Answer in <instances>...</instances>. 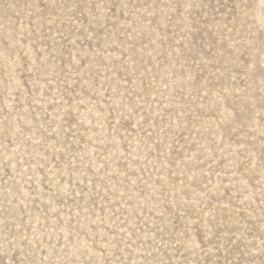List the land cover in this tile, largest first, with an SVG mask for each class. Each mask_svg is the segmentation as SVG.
<instances>
[{
	"label": "rangeland",
	"instance_id": "374dc122",
	"mask_svg": "<svg viewBox=\"0 0 264 264\" xmlns=\"http://www.w3.org/2000/svg\"><path fill=\"white\" fill-rule=\"evenodd\" d=\"M0 264H264V0H0Z\"/></svg>",
	"mask_w": 264,
	"mask_h": 264
}]
</instances>
